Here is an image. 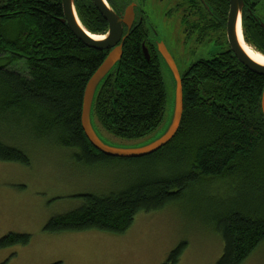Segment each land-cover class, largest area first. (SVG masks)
<instances>
[{
	"label": "trees",
	"instance_id": "1",
	"mask_svg": "<svg viewBox=\"0 0 264 264\" xmlns=\"http://www.w3.org/2000/svg\"><path fill=\"white\" fill-rule=\"evenodd\" d=\"M106 1L119 16L135 4ZM172 1L170 15L180 13L188 38L197 35L200 44L216 41L227 48L182 75V123L160 151L138 159L110 158L87 139L82 126L86 88L110 51L91 49L74 35L63 22L62 0H0V121L30 129L32 140L75 151L85 167L114 161L127 166L129 178L105 195H84L80 208L51 219L46 231L120 236L137 215L162 211L198 189L214 188L225 190L227 198L215 202L212 218L225 244L218 264H243L264 247V77L240 63L228 46L229 0ZM244 2L245 41L264 55V17L259 14L264 0ZM75 6L86 30L108 33L109 24L92 0H75ZM135 14L133 29H125L123 59L100 85L93 107L94 121L125 141L153 135L165 119L168 99L161 58L138 4ZM0 161L30 165L26 152L1 139ZM29 241L10 234L0 240V248ZM184 245L171 254L169 264H177Z\"/></svg>",
	"mask_w": 264,
	"mask_h": 264
},
{
	"label": "rangeland",
	"instance_id": "2",
	"mask_svg": "<svg viewBox=\"0 0 264 264\" xmlns=\"http://www.w3.org/2000/svg\"><path fill=\"white\" fill-rule=\"evenodd\" d=\"M134 3L146 17L151 42L156 47L166 45L181 78L193 64L211 60L227 48L216 41L200 44L197 35L188 38L180 13L170 15L175 8L172 0ZM259 14L264 17V7ZM227 43L229 46L228 38ZM160 58L168 97L162 125L144 140L125 141L106 132L95 120V128L107 144L120 148L142 146L167 130L176 83ZM16 68L24 70L22 65ZM5 122L0 121V139L26 152L30 165L0 161V240L11 234L28 236L30 241L27 246L0 248V264H169L171 254L183 243L177 264H218L222 259L225 244L212 218L215 202L226 203L227 198L225 190H217L222 192L218 193L214 188L198 189L162 211L137 215L133 226L120 236L96 230L63 234L46 231L51 219L80 208L84 195H105L118 181L129 178L127 166L114 161L85 167L77 161L75 151L44 139L32 140L30 129H25V134V130L10 126L13 122ZM214 195L224 198L217 200ZM243 264H264V247Z\"/></svg>",
	"mask_w": 264,
	"mask_h": 264
},
{
	"label": "water",
	"instance_id": "3",
	"mask_svg": "<svg viewBox=\"0 0 264 264\" xmlns=\"http://www.w3.org/2000/svg\"><path fill=\"white\" fill-rule=\"evenodd\" d=\"M229 1L230 10L227 22V38L231 51L234 53L239 62L242 63L246 68L256 73L257 75L264 77V66L256 63L250 58V56L242 48L238 39L239 24L241 25L243 33V10L245 8V2L244 0ZM92 2L109 24L108 33L102 35L104 37L103 40H95L94 38H92L90 32L86 30V28L82 25L77 15L75 0H62V7L64 12L63 22L69 26L74 35L91 49H95L98 51H110L104 63L96 71L87 85L82 113L83 130L87 139L94 146V148L107 157L118 159H138L150 156L167 146L175 138L180 129L184 112L183 85L180 71L166 45L159 44L157 46V51L164 60L166 66L171 71L176 83L173 115L171 122H169L167 130L161 137L142 146L120 148L107 144L101 138L95 128L93 119V107L100 85L123 59L125 29L127 28L128 30H131L134 25L136 18L135 4L128 7L125 15L119 16L110 7L106 0H92ZM144 53L146 55V58L149 59L147 49L144 50Z\"/></svg>",
	"mask_w": 264,
	"mask_h": 264
},
{
	"label": "bare ground",
	"instance_id": "4",
	"mask_svg": "<svg viewBox=\"0 0 264 264\" xmlns=\"http://www.w3.org/2000/svg\"><path fill=\"white\" fill-rule=\"evenodd\" d=\"M91 34V33H90ZM92 38H94L95 40H103L104 37L103 36H96V35H93L91 34ZM245 37H243V33H242V29H241V25L239 24L238 26V39H239V42L242 46V48L244 49V51L250 56V58L255 61L256 63L264 66V55L263 54H258L257 52H255L251 46H249L247 44V42H244ZM263 55V56H262ZM173 57V56H172ZM174 59V58H173ZM178 67V66H177ZM179 69V68H178Z\"/></svg>",
	"mask_w": 264,
	"mask_h": 264
},
{
	"label": "flooded vegetation",
	"instance_id": "5",
	"mask_svg": "<svg viewBox=\"0 0 264 264\" xmlns=\"http://www.w3.org/2000/svg\"><path fill=\"white\" fill-rule=\"evenodd\" d=\"M135 7H136V5H135ZM124 15H125V14H124ZM135 22H136V18H135ZM135 22H134V25H135ZM134 25H133V27H134ZM133 27H132V29H133ZM126 29H127V28H126ZM132 29H131V30H132ZM127 30H128V29H127ZM128 31H130V30H128ZM145 49H146V48H144V50H145ZM147 52H148V54H149L148 49H147ZM159 56H160V54H159ZM150 58H151V56H150V54H149V59H150ZM149 59H148V60H149Z\"/></svg>",
	"mask_w": 264,
	"mask_h": 264
}]
</instances>
